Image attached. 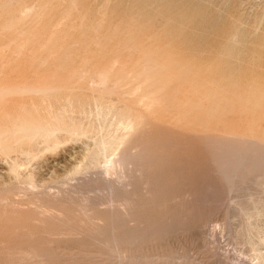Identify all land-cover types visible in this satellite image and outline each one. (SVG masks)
<instances>
[{
  "label": "rangeland",
  "instance_id": "obj_1",
  "mask_svg": "<svg viewBox=\"0 0 264 264\" xmlns=\"http://www.w3.org/2000/svg\"><path fill=\"white\" fill-rule=\"evenodd\" d=\"M99 139L141 161L126 252L262 264L234 202L252 207L250 238L264 237V0H0V213L57 193L105 213L103 183H82ZM224 157L237 164L231 192ZM91 241L60 239L62 263H116Z\"/></svg>",
  "mask_w": 264,
  "mask_h": 264
},
{
  "label": "bare ground",
  "instance_id": "obj_2",
  "mask_svg": "<svg viewBox=\"0 0 264 264\" xmlns=\"http://www.w3.org/2000/svg\"><path fill=\"white\" fill-rule=\"evenodd\" d=\"M102 79H104V78L102 77ZM100 81H103V80H100ZM121 119L122 118H120V120ZM123 121L121 122L122 125L125 124V123H123ZM133 121L132 120H131V122L128 121V123H132ZM118 123H119V121H118ZM118 123L116 126L117 128L119 127ZM129 127H130V125H129ZM133 127H132V129H128V130L134 131ZM124 130H125V128H124ZM124 132H128V131H124ZM124 134L126 135V133H124ZM128 134L126 135L127 137H128ZM33 135H31V137ZM129 135L131 136V134H129ZM121 136L123 137V135H121ZM122 137H120L119 140L122 139ZM127 137L125 139H127ZM119 140H117V141H119ZM123 140L124 139H122V141ZM124 141H126V140H124ZM127 141L129 142V144L131 143L128 139H127ZM102 142H104L103 139H102V141L100 140V144H99V142H96V143H98L97 151L95 153H93L92 157H88V159L91 160V162L92 161L95 162L93 164V166L96 165L98 168L96 170L97 171L96 175H94L95 177L92 176V179L88 178V180H87L86 179L87 175H86L84 177V179L87 180L86 182H82L83 179H82V181H78V182L79 183L82 182L84 184L87 183V185L91 184L90 185L91 187H92V184H95L97 186L98 184H96V183H98V182H101V184L103 183L102 185H100V183H99L98 187L104 186V189H105L107 197H108L107 199L105 198L108 201V206L106 208L104 207V209H106L105 213H101L103 211H101V210L99 211V208L96 209V207H91L92 204H91V201L89 199L90 197H88L89 195H87V194H85L87 197L84 194H82V195H84L82 202L78 201L79 203H75L71 199L72 196L69 198L68 195L65 196L64 194H61V193H60L61 195H58V193L56 192L57 194H54L55 197L52 196L54 198L51 197L50 200L48 198L45 201H44V199H42L43 202H45V204H44V206H42L41 203L38 204V206H40V205L42 206V207L40 206V209L37 208L36 205H34V206H36V208L35 207L34 208L38 209V210H33V211H28L29 209L27 211H23L22 210L23 207L21 209H19V207H21V206H19L17 208V204H16V207L13 206L14 204L11 203L12 200L11 201H9V199L7 200L6 199L7 196H6V198L4 197L7 200V202H5L6 207L4 209H1V213H0V264H64V262L62 263L63 260L60 259L61 255H62L61 254L62 251L60 252V250H59L60 248H58L57 244H56L57 246H55V243H57L60 239H66L68 237H71V240H72L73 238H76L78 236L90 237L91 240L93 241V242L91 241L93 243V245H94V243H98L99 245H101L100 247L104 246L106 248L107 252L110 251V253H109V254H111L110 256H112L114 258L112 260L114 261L116 259L115 264H204V263L198 261L197 259H192V260L178 259L176 261H173V260H171V258H165V259L160 258V257L152 258L151 256H150L151 258H149V256L145 257L144 255L141 257H138V255H140L139 253H141V252L137 253L138 255H135L136 251H134V253L126 252V250H125L126 245L131 246L138 239L134 235L126 234L125 231H127L128 228L125 231L123 230L125 232V233H123L122 227H121L122 226L121 225L122 224L121 218L124 215H126L125 213L132 210L136 206V200L135 199H136V195L138 193L133 192L132 191L133 189L130 188L131 186H129V185H131L132 182H133V186L135 185V183H137L135 179H137L139 177L135 176L134 174L136 171L142 172V168L140 169L141 166L140 167L137 166V165L141 164V163H139L141 161L136 159L137 161H139L136 163L137 165L133 163L134 161L131 160V158H130V156H132L131 153L133 151L129 154L130 151H128L129 148L127 149V147H126V145H127L126 142H124V144L122 143L123 144L122 150H120V151L118 150L117 152H114L115 151L114 149L113 150H111L110 148L107 149L105 147L106 145L103 146L101 144ZM105 142H107V140ZM119 142H117V143H119ZM96 143H94L93 146H97V145H95ZM137 144H138V142H137ZM108 145H110V144H107V146ZM114 145L115 144H113V146ZM117 145H116V147H117ZM127 146H131V144L127 145ZM119 149H121V148H119ZM110 152H113V153H110ZM235 152H239V151L235 150ZM88 153L90 154V152H88ZM132 154H134V156H135V152H133ZM136 155H137V152H136ZM229 157L231 158V156H229ZM229 157L228 158L224 157L223 161H221L222 164H220V166L224 167L223 162L226 161L224 159L227 158V161H230ZM90 158H93V160ZM231 163L232 162L230 161V164ZM233 164H234V161H233ZM253 164H255V163H253ZM17 165L16 166L14 165L16 170L18 169ZM87 165H89V164H87ZM146 165H148V164H146ZM232 165H229L230 167L227 166V168L224 167V169H226L225 171L221 170V167H219L220 171L224 172L222 176L225 177V179H226L225 183L227 185L228 192H231L235 188V174L236 173H235L234 167L237 164H234L233 168L231 167ZM14 166H11L12 170L14 169L13 168ZM93 166H92V168H93ZM78 168L80 169V167H78ZM78 168H75L76 171H74V172H77L79 170ZM239 168H238V170H239ZM95 169H96V167H95ZM92 171L94 172V168ZM143 171H144V169H143ZM141 174L143 175V172ZM141 174H138V175H141ZM132 177H134V178L136 177V178L134 179ZM73 178H75V177L73 176ZM131 178L134 179L135 181L133 180L131 182V180H132ZM80 179H81V177L79 178V180ZM139 179H141L140 181L143 182L142 178H139ZM147 180H148V178H147ZM141 182H139V183H141ZM76 183H77V181H74V183H72V185L73 184H75V186L80 185V184L78 185V183L77 184ZM87 185L85 184V186H83V187L86 188ZM95 185H93V186H95ZM75 186H73L72 188L70 187L73 192H76L77 190H83L82 186L80 189H77V187H75ZM146 187H148V185ZM89 188L87 187L86 189H89ZM139 191H140V189H139ZM262 191L264 192V190H262ZM47 193H49V192H47ZM146 194H148V192ZM33 195H35V194H33ZM49 196H51V195L49 194ZM145 196H147V195H144V197ZM228 199L229 200L227 202V204H228L227 206H229V208H230L231 203H233V202L230 201V198H228ZM4 200H3V202H4ZM0 201H1V199H0ZM138 201H139V199H138ZM8 202H10V203H8ZM144 202H145V200L142 201V204ZM94 203H96V201ZM1 204H2V202L0 203V206H1ZM31 204H36V203L32 202ZM31 204H29V205H31ZM104 204L106 205V203H104ZM137 204H139V203L137 202ZM71 206L73 207L72 209H70ZM234 207H235L234 211L237 214L236 217L238 218V220H240V219L242 220L243 226L245 225L244 232L246 235L247 243L249 245V249L251 250V252H253L254 256L259 258L260 261L262 262V264H264V252L259 247L261 244H264V237L259 236L257 239H254V238H250V236H249L250 231H251V227H252L251 226L252 221H251V216H250L252 207L250 208L249 204L244 203V200L234 202ZM142 208H143V206H142ZM231 217L228 216L226 219L228 224H230V222H231ZM123 219L126 220L127 218H123ZM129 219H127V222ZM120 222H121V224H120ZM123 223H124V221H123ZM143 232H145V231H143ZM145 235H148L147 232ZM142 241L145 242V237H144V240H142ZM141 243H143V242H141ZM93 245H91V246H93ZM88 246H90V245L88 244ZM129 246L127 247L128 250H129ZM104 247H103V249H105ZM62 248H61V250H62ZM95 250H96V248H95ZM71 252H72V250H71ZM90 252L91 251H89V254H90ZM107 252H105V254H108ZM69 255H71L72 258L77 257V255H75L73 257L72 255H74V254H69ZM66 261H68V260H66ZM237 263L241 264V262L240 263L237 262ZM242 264H244V262ZM258 264H260V263L258 262Z\"/></svg>",
  "mask_w": 264,
  "mask_h": 264
}]
</instances>
